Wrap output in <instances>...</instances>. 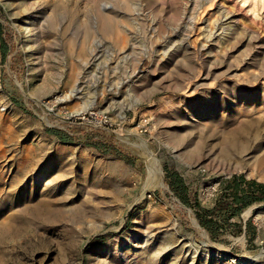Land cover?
Returning a JSON list of instances; mask_svg holds the SVG:
<instances>
[{"label": "rangeland", "instance_id": "1", "mask_svg": "<svg viewBox=\"0 0 264 264\" xmlns=\"http://www.w3.org/2000/svg\"><path fill=\"white\" fill-rule=\"evenodd\" d=\"M0 26V264H264V205L254 241L192 207L264 183V0H0Z\"/></svg>", "mask_w": 264, "mask_h": 264}, {"label": "trees", "instance_id": "2", "mask_svg": "<svg viewBox=\"0 0 264 264\" xmlns=\"http://www.w3.org/2000/svg\"><path fill=\"white\" fill-rule=\"evenodd\" d=\"M1 29V26H0ZM8 46L3 47V60H7ZM17 103V102H16ZM47 133L56 136L61 142L69 143L72 139L58 130H47ZM94 147L105 153H115L116 156L127 159L125 154L117 149L94 143ZM167 182L174 193L187 206H191V193L183 177L177 172L167 173ZM264 205V183L248 179L245 175H234L231 178L219 180L217 198L211 208L201 205L196 200L195 209L198 220L212 237L216 238L221 233L231 232L236 236L246 234L250 241L257 238L256 228L252 219L246 223L234 221L254 206Z\"/></svg>", "mask_w": 264, "mask_h": 264}, {"label": "bare ground", "instance_id": "3", "mask_svg": "<svg viewBox=\"0 0 264 264\" xmlns=\"http://www.w3.org/2000/svg\"><path fill=\"white\" fill-rule=\"evenodd\" d=\"M144 148H145L146 156L148 157V160H149L150 166H151V177L152 178L159 177L161 180L160 183L162 185H164V183H163L164 180H162V176H163L162 165H161L159 159L156 157V155H154V153L150 150V148L147 145H144ZM227 174H229V173H227ZM230 259L233 262H238L235 259H232V258H230Z\"/></svg>", "mask_w": 264, "mask_h": 264}, {"label": "built area", "instance_id": "4", "mask_svg": "<svg viewBox=\"0 0 264 264\" xmlns=\"http://www.w3.org/2000/svg\"><path fill=\"white\" fill-rule=\"evenodd\" d=\"M79 120L81 121L87 120L93 124L100 125L106 128L107 130H109L112 127V124L110 122L111 120L107 115H103V114L99 115L94 112H91L83 117H80ZM145 131L147 130L145 129Z\"/></svg>", "mask_w": 264, "mask_h": 264}, {"label": "crops", "instance_id": "5", "mask_svg": "<svg viewBox=\"0 0 264 264\" xmlns=\"http://www.w3.org/2000/svg\"><path fill=\"white\" fill-rule=\"evenodd\" d=\"M253 208V207H252Z\"/></svg>", "mask_w": 264, "mask_h": 264}]
</instances>
